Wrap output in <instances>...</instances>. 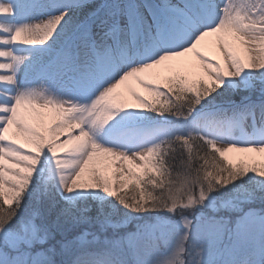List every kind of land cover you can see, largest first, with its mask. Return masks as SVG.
I'll use <instances>...</instances> for the list:
<instances>
[{
    "label": "snow or ice",
    "instance_id": "1",
    "mask_svg": "<svg viewBox=\"0 0 264 264\" xmlns=\"http://www.w3.org/2000/svg\"><path fill=\"white\" fill-rule=\"evenodd\" d=\"M0 264H264V0H0Z\"/></svg>",
    "mask_w": 264,
    "mask_h": 264
}]
</instances>
